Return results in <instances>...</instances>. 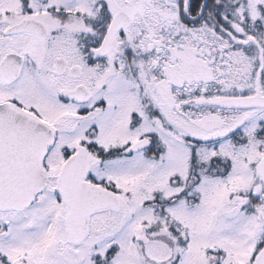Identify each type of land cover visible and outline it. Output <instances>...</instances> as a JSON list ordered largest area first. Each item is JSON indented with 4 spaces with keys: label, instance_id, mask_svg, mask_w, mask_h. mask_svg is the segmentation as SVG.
I'll use <instances>...</instances> for the list:
<instances>
[{
    "label": "snow or ice",
    "instance_id": "obj_1",
    "mask_svg": "<svg viewBox=\"0 0 264 264\" xmlns=\"http://www.w3.org/2000/svg\"><path fill=\"white\" fill-rule=\"evenodd\" d=\"M0 264H264V0H0Z\"/></svg>",
    "mask_w": 264,
    "mask_h": 264
}]
</instances>
